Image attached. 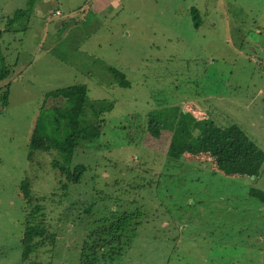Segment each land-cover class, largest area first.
Segmentation results:
<instances>
[{"label": "rangeland", "instance_id": "obj_1", "mask_svg": "<svg viewBox=\"0 0 264 264\" xmlns=\"http://www.w3.org/2000/svg\"><path fill=\"white\" fill-rule=\"evenodd\" d=\"M178 1L195 2L196 27L171 0H119L106 18L89 0H0V66L8 69L0 79V92L8 91L0 103V264H78L92 220L130 209L127 198L141 203L146 219L122 255L104 264H261L264 203L247 187L264 188V166L244 177H211L210 160L197 159L198 180H170L166 172L163 194L137 185L162 168L170 132L145 133L148 116L168 125L179 111L192 134L208 118L235 120L264 150V0ZM63 18L65 31L53 41ZM74 83L86 86L85 117L105 124L97 143L75 149L72 162L87 168L61 196L47 153L29 161L26 144L37 116L46 123L53 106L62 109L61 97L45 93ZM22 178L44 197L45 220L56 231L53 246L27 259L18 241ZM157 195L163 210L154 209Z\"/></svg>", "mask_w": 264, "mask_h": 264}, {"label": "trees", "instance_id": "obj_2", "mask_svg": "<svg viewBox=\"0 0 264 264\" xmlns=\"http://www.w3.org/2000/svg\"><path fill=\"white\" fill-rule=\"evenodd\" d=\"M189 13L193 20L192 24L196 27L198 25V20H195L197 9L192 8ZM5 67L0 66V79L8 74V69ZM110 70L114 75L116 74L115 68L110 67ZM125 83L127 82L120 77L119 84L126 85ZM7 94L5 86L0 92L2 105L7 101ZM45 95L61 97L62 105L60 107L62 109L59 110L57 106H53L54 111L48 115L46 123L42 122L40 116H37L27 138L26 158L32 161L35 151L47 153L49 166L57 183L56 188L63 196L68 185L79 182L87 168L81 162H72L75 149L80 143L87 145L97 143L105 119L104 117L94 118V116L85 117V112L89 108V99L86 95V86L83 83L55 88L46 92ZM157 118L159 117L148 116L144 123V131L154 138L162 133V129L164 131L167 127L170 129L162 168L155 171L154 177L150 175L144 182L138 183V187L145 185L144 187L147 188L150 185L157 193L163 194L167 190L165 188L168 187L167 177L161 183L166 172L170 175V180L173 178L180 180V178L186 177L189 180H198L199 176L195 172L200 167L194 162L199 161L197 159L210 160L212 165L208 170V176L211 177L219 175L221 171L223 172L221 174H225V176L244 177L251 175L252 170H259V167L264 166V150L244 129L235 123V120L231 122L224 120V123H219L208 118L199 122L197 132L192 134L190 127H186V123H183L185 117L179 111L175 116H171L168 125ZM220 167L223 170H220ZM231 167L234 169L231 170ZM179 180H176V183H179ZM247 193L257 196L264 203V188L248 186ZM17 195H20L25 203L18 241L21 259H27L41 247L53 246L56 231L50 230L45 220L44 197L33 194L27 178H22L19 181ZM157 196L160 198L157 199L160 205L154 209L163 210L162 195ZM117 198L121 200L125 197L117 196ZM93 201L94 199L83 207V210L85 211V208L90 210ZM125 201L133 206L121 211L110 209L108 215L104 214L96 217L97 220L95 218L92 220V225L86 230L81 241L78 264H104L107 261H113L114 258L120 257L128 247L136 227L142 218L146 219V216L141 214V203L136 198H127ZM256 235L261 236L260 256L261 264H264V230H259ZM33 264L36 263L33 262Z\"/></svg>", "mask_w": 264, "mask_h": 264}, {"label": "crops", "instance_id": "obj_3", "mask_svg": "<svg viewBox=\"0 0 264 264\" xmlns=\"http://www.w3.org/2000/svg\"><path fill=\"white\" fill-rule=\"evenodd\" d=\"M118 2H119V0H89V7H91L96 14H100V16L102 18H106L109 15L110 16H113V14H115L116 7H117V3ZM173 2H176L175 6H177L180 3V5H178V6L180 8H182V9L185 10L184 11L185 14H190L189 11L192 8L193 9L194 8L195 9L197 8V7H195L196 6L195 2L193 3V5H189V4H183V3H181V1H178L177 2V0H171V2H169V4H172ZM169 4H168V6H169ZM73 8L74 7L70 8V9H73ZM43 9L44 8H41L40 7L37 12L39 14L43 15V13H44L43 12ZM55 10H57L59 12L58 14H60V9L55 8ZM71 11H73V10H71ZM68 19H70V18H68ZM65 24H66L65 18H63V19H61L59 21V25L55 26L54 31H52V34H51V38H52L53 41L57 40V37H59L57 35H62L64 33V31H65ZM40 38H41V36H40ZM34 45L37 47L36 42L34 43Z\"/></svg>", "mask_w": 264, "mask_h": 264}, {"label": "built area", "instance_id": "obj_4", "mask_svg": "<svg viewBox=\"0 0 264 264\" xmlns=\"http://www.w3.org/2000/svg\"><path fill=\"white\" fill-rule=\"evenodd\" d=\"M55 12H58L57 10H55ZM264 63V60H261Z\"/></svg>", "mask_w": 264, "mask_h": 264}]
</instances>
